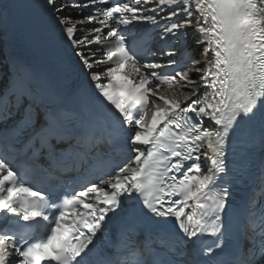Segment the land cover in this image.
Wrapping results in <instances>:
<instances>
[{
    "label": "snow or ice",
    "instance_id": "snow-or-ice-1",
    "mask_svg": "<svg viewBox=\"0 0 264 264\" xmlns=\"http://www.w3.org/2000/svg\"><path fill=\"white\" fill-rule=\"evenodd\" d=\"M39 8L76 70L0 77V264H264V0Z\"/></svg>",
    "mask_w": 264,
    "mask_h": 264
},
{
    "label": "bare ground",
    "instance_id": "bare-ground-1",
    "mask_svg": "<svg viewBox=\"0 0 264 264\" xmlns=\"http://www.w3.org/2000/svg\"><path fill=\"white\" fill-rule=\"evenodd\" d=\"M64 14H68V15H71V16H73V17H76V15L73 13V12H71V11H65L64 12ZM196 37L193 35V33L191 32V30H189V34H188V38H187V41L186 42H183L182 44H181V47L182 48H184V47H187V46H189L190 48H195V46L193 45V40L195 39ZM200 51H201V49H200ZM167 90V87H164L163 89H162V92H161V94H164V93H167V94H169V95H171L172 93H170V92H165Z\"/></svg>",
    "mask_w": 264,
    "mask_h": 264
},
{
    "label": "rangeland",
    "instance_id": "rangeland-1",
    "mask_svg": "<svg viewBox=\"0 0 264 264\" xmlns=\"http://www.w3.org/2000/svg\"><path fill=\"white\" fill-rule=\"evenodd\" d=\"M165 92H170L168 89ZM171 93V92H170Z\"/></svg>",
    "mask_w": 264,
    "mask_h": 264
}]
</instances>
